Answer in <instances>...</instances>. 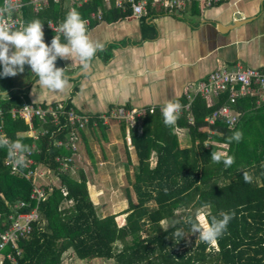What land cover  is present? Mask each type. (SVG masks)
I'll return each mask as SVG.
<instances>
[{"label": "trees", "instance_id": "1", "mask_svg": "<svg viewBox=\"0 0 264 264\" xmlns=\"http://www.w3.org/2000/svg\"><path fill=\"white\" fill-rule=\"evenodd\" d=\"M75 9L82 19H90L87 29L99 22L89 16L98 9L102 13L101 20L106 22L133 17L129 9L122 11L117 7L115 0H109V6L104 0H87ZM66 12L63 0H50L36 13L31 11L30 5L22 7L26 22L38 19L44 23L51 19L58 23ZM165 14L162 9L148 6L138 17L144 38L156 35L155 29L146 25V17ZM43 33L47 44L54 33L50 30ZM3 91L7 94L0 95L3 133L10 140L20 139L29 146L32 169L46 166L52 173L46 179L27 178L22 174L27 170L25 166L19 167V172L11 173L6 162L7 150L0 147V231L9 225V215L28 211L34 206L38 211L31 232L16 241L17 248L9 243L1 250L15 257L14 264H70L74 259L85 263L100 259L109 264H264V102L256 105L255 96H244L235 101L233 105L240 111V117L231 127L221 118L212 124L204 120L226 100L227 91L215 97L211 106L206 105L202 96L196 95L190 103L192 123L183 112L173 125L166 126L158 105L152 112L146 107L140 119V130L136 123L128 129L136 159L131 172L126 126L120 121L127 181L122 187V197L126 206L117 213L102 215L89 195L90 171L78 168L75 169L77 176L72 174L79 147L65 170L55 161L56 155H71V149L57 146L55 141L68 135L72 127L63 125L57 129L49 122L44 125L47 132L36 139L23 135L28 125L11 110L29 102L28 88L13 76H4L0 77V93ZM174 101L184 103L186 99L182 94ZM65 105L73 107L69 100ZM86 113L90 116L89 122L77 128L76 133L78 144H82L91 159V168L95 169L97 158L91 146H100V141L107 142L106 125L99 117L100 113ZM33 125L39 126L38 118L33 119ZM237 129L242 133L240 141L226 140ZM178 130L183 132L180 138ZM91 137L93 140L89 142ZM207 140L210 143L206 146ZM212 150L232 156V164L225 167L222 162H212ZM243 173L252 177L251 182L244 181ZM34 184L43 185L46 191L45 198L39 202L30 198ZM61 186L66 194H62ZM19 202L24 205L17 207ZM199 211L204 214L207 225L212 216L218 217L221 212H231V219L225 232L214 241L216 246L197 238L185 248V235L195 234L190 232L185 220L190 216L197 217ZM177 212L180 217H175ZM123 214V222L119 224ZM163 221L165 227L161 224ZM176 229H182L185 235L180 239L174 237ZM4 264L11 263L4 258Z\"/></svg>", "mask_w": 264, "mask_h": 264}, {"label": "crops", "instance_id": "2", "mask_svg": "<svg viewBox=\"0 0 264 264\" xmlns=\"http://www.w3.org/2000/svg\"><path fill=\"white\" fill-rule=\"evenodd\" d=\"M140 24V18L129 17L100 20L87 29L90 40L103 47L86 66L76 57H57L67 77L62 90L42 88L27 64L22 78L17 73L12 76L28 88L29 102L69 100L80 111L101 113L115 105H162L179 98L187 85L197 84L217 67L264 66V0H223L210 6L195 0L181 14L149 15L146 25L155 29L153 38L142 36ZM105 127V133H110V126ZM111 127L115 129V124ZM98 260L92 261L102 263Z\"/></svg>", "mask_w": 264, "mask_h": 264}, {"label": "built area", "instance_id": "3", "mask_svg": "<svg viewBox=\"0 0 264 264\" xmlns=\"http://www.w3.org/2000/svg\"><path fill=\"white\" fill-rule=\"evenodd\" d=\"M50 0H29L24 2L23 0H3L0 6V24H7L11 28H16L27 23L22 14V7L24 5H30L31 11L36 13L39 12L45 5L49 3ZM54 2H59L61 0H51ZM87 0H63L67 11L69 9L79 7ZM195 0H115V5L119 7L122 11L129 9L133 17L138 18L146 12L148 6L154 7L156 9H162L166 14H180L188 7L190 3ZM201 1L203 5L210 6L212 4L219 3L223 0H198ZM106 6H109V0H104ZM12 5L10 10L7 12L2 11L5 5ZM101 10L90 13V18H95L101 20L102 18ZM86 25L89 24L90 19H83ZM42 23V31L50 30L56 35L55 29L57 28L56 22L53 20H47ZM228 92L226 100L214 109L210 114L204 117V120L208 124H212L217 118H221L224 123L228 126H233L240 117V111L234 107L235 101L244 96H255V104L258 105L264 102V66L250 67L244 66L240 63H235L232 65H224L217 67L210 71L204 78L200 79L197 84H189L183 91V95L186 99L184 103H179L180 107L177 110V118L180 117L183 112L187 113V121L189 123L193 122L192 115L190 114V103L192 99L196 96H202L205 99L206 105L211 106L214 102V98L217 97L222 92ZM160 107L162 105H158ZM155 106H149L147 108L148 112H152ZM13 114H17L21 117L28 125L27 130L22 132L23 135L29 136L36 139L38 135H42L47 132L44 127L46 123L51 122L57 129L61 128L63 125L71 126L72 129L63 139H57L55 144L57 146H64L71 149L72 153L69 156L56 155L55 161L59 163L60 169L65 170L68 164L73 161V157L76 154L78 148V135L76 129L84 126L89 122L90 116L83 111H76L73 107H66L65 101H59L52 104H41L32 102H23L18 108H13ZM146 107L140 108H126L122 105H115L108 108L106 111L101 112L99 117L102 119L103 123H107L109 119H115L117 121H123L126 126V140L128 147L131 146L129 143L128 129L135 123L138 124V129L140 130L139 124L140 119L144 115ZM1 115V110H0ZM39 119V126L36 128L33 125V119ZM64 119L62 122L61 119ZM2 120L0 119V134L3 133ZM95 123V122H94ZM209 140L205 141L204 144L208 145ZM206 145V146H207ZM32 147L35 149L34 144ZM132 147V146H131ZM130 148V147H129ZM31 150L24 153L25 167L27 170L22 172V174L27 178L39 177L40 179L50 178L51 170L48 167H42L38 169H32L30 164L33 159L29 156ZM9 164L10 172L17 173L20 171L18 166H14L12 161L8 158L6 160ZM62 194H66V190L61 186L60 188ZM46 196V191L43 185L34 184L31 189L30 198L39 202L43 200ZM23 202H19L16 206H23ZM10 223L9 225L0 231V264H4V258H7L11 264L16 263L15 257L7 252L3 253L1 250L7 245L11 244L12 247L17 248L16 241L19 238H25L31 232L33 224L38 219L37 207L34 206L30 210L25 212H17L16 214L9 215ZM17 254L19 251L17 250Z\"/></svg>", "mask_w": 264, "mask_h": 264}, {"label": "clouds", "instance_id": "4", "mask_svg": "<svg viewBox=\"0 0 264 264\" xmlns=\"http://www.w3.org/2000/svg\"><path fill=\"white\" fill-rule=\"evenodd\" d=\"M11 7L12 5L6 4L2 11L7 12ZM55 31L56 35H53L50 42L46 44L43 39L42 23L38 19H32L16 28L0 24V77L15 75L23 71L27 64L42 88L62 90L67 77L61 67L54 66L57 57L61 59L76 57L86 66L94 53L103 47L101 43L90 40L86 23L75 8L65 13ZM0 95L7 94L3 91ZM179 107V103L174 100H166L162 104L160 112L166 126L174 124ZM241 136V131L237 129L232 131L226 140L239 142ZM0 147L7 150V156L14 166L24 167V153L29 151L28 145L22 143L20 139L10 140L7 135L0 134ZM210 159L214 163L222 162L225 167L233 162L232 156L213 150ZM242 175L246 183L251 182L252 177L249 174ZM230 219L231 212H221L218 217L212 216L210 223L206 226H203V221L198 216L188 217L185 223L189 226L191 233H197L201 241L214 242L225 232ZM184 235L182 229H176L173 232V236L179 239Z\"/></svg>", "mask_w": 264, "mask_h": 264}, {"label": "rangeland", "instance_id": "5", "mask_svg": "<svg viewBox=\"0 0 264 264\" xmlns=\"http://www.w3.org/2000/svg\"><path fill=\"white\" fill-rule=\"evenodd\" d=\"M26 65V64H25ZM25 67V66H24ZM24 71V70H23ZM20 77L23 76V72L17 73ZM22 78V77H21ZM16 80V77L14 78ZM18 83L22 81V79L16 80ZM119 121L115 119H109L107 120V123H104L109 127L110 133L107 132L106 139L107 142L100 141L102 144L99 146L98 144H94L91 146L93 149V152L95 153V156L97 158L96 167L93 170L91 168V159L86 153L85 149H83L82 144H80V152L79 155H76L74 164V170L78 168H83L84 170L90 171V183L93 181L94 186L88 184L91 197L93 198L94 202L99 207V212L102 215H105L107 213H117L120 210L124 209L126 206V201L122 197V187L127 183L125 178V169L123 167V162L125 161V157L122 154L121 148H119L122 145L121 137L118 135L119 130ZM115 124V129H111L112 125ZM183 132L181 130H178V136L179 138L182 137ZM92 142V141H91ZM181 145H184L183 142ZM103 146V150H102ZM130 147V148H129ZM128 150L130 151V158L132 161V165L129 167V172L132 170L133 164H135V155L132 151V147L129 146ZM119 148V149H118ZM103 153H105V157L103 158ZM73 176H77V170L73 171ZM95 184L98 186L96 188ZM93 188L96 190H93ZM96 192V193H95ZM93 193V194H92ZM177 216L180 217L179 212L176 213ZM124 216V214L122 215ZM198 217H200L203 221V226H206L207 224L203 220L204 214L202 212H198ZM119 222V220H118ZM164 227L166 226V223L163 221L161 223ZM142 236H144V233L142 232ZM198 236L195 233L193 236L190 234L185 235V248L190 245L192 242H195L197 240ZM213 246L215 245V242H211ZM181 247L180 249H182ZM94 260V259H92ZM91 260V261H92ZM100 260V259H99ZM98 260V261H99ZM75 262H78V260L70 261V264H76ZM93 264H98L96 261H92ZM100 262V261H99ZM85 263V262H84ZM90 262L87 261L85 264H89ZM83 264V263H81ZM100 264H109L107 261H102Z\"/></svg>", "mask_w": 264, "mask_h": 264}, {"label": "water", "instance_id": "6", "mask_svg": "<svg viewBox=\"0 0 264 264\" xmlns=\"http://www.w3.org/2000/svg\"><path fill=\"white\" fill-rule=\"evenodd\" d=\"M59 65H60V62H59L58 59H56L55 62H54V66L59 67Z\"/></svg>", "mask_w": 264, "mask_h": 264}]
</instances>
